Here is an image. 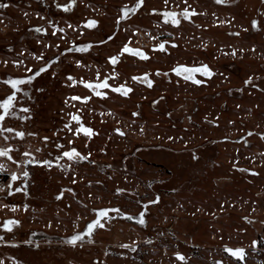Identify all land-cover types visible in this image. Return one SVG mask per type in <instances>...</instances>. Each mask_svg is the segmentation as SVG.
<instances>
[{
	"label": "rangeland",
	"instance_id": "obj_1",
	"mask_svg": "<svg viewBox=\"0 0 264 264\" xmlns=\"http://www.w3.org/2000/svg\"><path fill=\"white\" fill-rule=\"evenodd\" d=\"M0 3V100L15 91L8 79L48 65L18 85L17 115L0 122L25 133H0L11 156L0 157L3 264H264V0H143L127 14L136 0ZM125 45L148 58L121 54ZM177 65H207L212 77L195 84ZM105 78L131 91L86 86ZM81 124L94 134L74 135ZM71 147L86 159L63 157ZM99 210L110 218L88 234Z\"/></svg>",
	"mask_w": 264,
	"mask_h": 264
},
{
	"label": "snow or ice",
	"instance_id": "obj_2",
	"mask_svg": "<svg viewBox=\"0 0 264 264\" xmlns=\"http://www.w3.org/2000/svg\"><path fill=\"white\" fill-rule=\"evenodd\" d=\"M72 2L74 3V0H72ZM216 2L217 3H223L224 0H216ZM142 3H143V0H136L135 6L132 7L131 9H127L126 10V14L129 11L133 12V13L136 12L137 8H139L142 5ZM165 3H167V0H165ZM6 7H8V4L0 3V8H6ZM57 7L58 8L62 7L64 10L67 11L71 7V4H66V5L57 4ZM152 11L156 12L157 10L153 9ZM181 14L183 16H185V17H188V10L184 9V11ZM37 15H39V14H37ZM176 16H177V13H175V12H171V11L163 12V17L166 20H167V18L170 17V18H172L171 22L173 24H179V20L176 19ZM95 24H96V21L91 20V21L88 22V27L91 28ZM253 24L255 25L256 22L253 21ZM41 30L42 29H40V28H36V31H38V32L41 31ZM60 31L62 32L63 29H60ZM53 34L55 35V33H53ZM109 39H111V37H109ZM103 42L104 41H100V43H103ZM89 47H91L90 44H88V45H80L78 50L83 52ZM158 47L161 50H163L165 46H164L163 43H161V44L158 45ZM71 50L72 49H68L67 51H71ZM122 53H130V54L138 55V56H140V57H142L144 59L148 58L147 55L144 54L143 52H140L137 49L130 48L127 45H125L124 48L121 50V54ZM119 58H120V54H117L115 56L109 57V60H110V62L113 65H115V64H117ZM37 59H39V57H37ZM5 63H7V62H5ZM13 63L22 64L23 62L22 61H14ZM77 64H80V61H77ZM47 67H48V65H45L44 67L40 68L35 73H33L32 75H29V76H27L24 79H19V78L12 79V78H10V79H8L6 81L8 84L11 85V87L13 89H15V91H13L10 95H8L7 98H5L3 100H0V109H2V112H0V122L4 121L6 116H16L17 115V113L13 110L15 108L14 101H16V99H17V92L23 91L22 89L18 88V85L24 83L25 81L28 82V83H31V81L36 76H38V75H40V73L46 71ZM25 71L31 73L32 69L31 68H26ZM173 71H175L177 73V75H183L185 80H193L197 84L201 83V81L198 80V79H195L194 76L192 75V73L200 72L204 76H211L212 75V71H211V69L208 68L207 65H202L201 67H196V68H188V67H185L183 65H180L177 68L173 69ZM157 74H159V73H157ZM97 76H99L98 72H97ZM144 78L147 79V74H144ZM68 79L72 80L73 83L76 82L71 76H69ZM133 79L135 80L137 78L133 77ZM249 79H251V78H249ZM107 81H108V78H105L103 81H100L99 83H96V84L88 82L86 84V86L88 88L92 89V91L95 93L96 96L103 97V96L107 95V93L104 92V91H99L98 89L112 88V85L108 84ZM149 86H151V82L150 81H149ZM112 90L114 92H116V93H120V94H123L125 96L128 94V92L131 91L130 88H126L124 85H120V86L114 87V88H112ZM72 99H74V100H81V99L88 100L89 97H83L82 98V97L76 96V97H72ZM22 111L27 113V112H29V109L28 108H22ZM21 118L22 119H26L28 117H21ZM72 120H75V121L79 122L80 117H78L76 115H73L72 116ZM65 127L68 128L69 131H72V129L67 124L65 125ZM5 131H7V132H14L15 131L16 136L21 137V138H23L24 135H25V133L23 131H16L15 129H12V128H6L5 129L2 125H0V133H3ZM116 131L120 132L119 129H116ZM80 132H83L85 135H87L89 137H91L94 134L93 130L91 128L85 127L82 124L80 125L79 128L76 129V132L73 133V134L75 135L76 133H80ZM120 134L123 135L124 133L121 132ZM29 135H34V134L30 133ZM5 138L7 139V137H5ZM42 139L45 140V141L48 140L47 137H44ZM69 144L70 145L72 144L71 140L69 141ZM56 147L57 148H61L63 146L61 144H57ZM39 150L40 149H37V151H39ZM9 153H10V149L9 148H0V157H8L9 159H11V156L9 155ZM25 155L31 156V153H25ZM89 155H90V153H89ZM62 156L63 157H67L69 160L75 159V158L86 159V157L81 156V154L78 152V150L75 147H71L69 150L63 151ZM60 159H61V156H57L56 157V162L59 163ZM26 163L51 164L52 162L48 161V160L36 161L35 159H31V160L26 161ZM61 167H63V165H61ZM5 170L6 169H5L4 165H0V171H5ZM21 174H22L23 177H28L29 176V171L24 170ZM17 179H18L17 175L15 173H12L11 174V180L15 181ZM8 187H9V189H11V184H9ZM25 189H26V185H25ZM20 190H21L20 188L16 189V191H20ZM117 191H121V190L118 189ZM10 194H11V191L9 192V195ZM158 200H159V197H157L156 201H150V203H157ZM13 207H15V206H13ZM140 215L142 217L143 213H141ZM107 218H110V217H108L106 210H99V215L97 216V218L93 219L90 223L87 224V233L91 234V233L94 232V230L97 227H102L103 226L102 220L103 219H107ZM18 223H19V221L8 220V221H6L4 223L3 227L7 229L9 225L18 224ZM139 223L144 224L145 223L144 219L140 218L139 219ZM83 238L84 237H83V235L81 233L74 234V235H72L70 237L69 243L75 244L78 240L83 239ZM0 239H2V237H0ZM253 243H256V242L254 241ZM122 246L123 247H128V245H122ZM226 251L231 253L233 257L239 258L240 260H243V258H244L245 250L243 248H238V249L229 248ZM176 256L180 260H184L185 259V257L182 254H180V253H176ZM0 264H3V261H0ZM217 264H219V262H217Z\"/></svg>",
	"mask_w": 264,
	"mask_h": 264
},
{
	"label": "flooded vegetation",
	"instance_id": "obj_3",
	"mask_svg": "<svg viewBox=\"0 0 264 264\" xmlns=\"http://www.w3.org/2000/svg\"><path fill=\"white\" fill-rule=\"evenodd\" d=\"M178 66H180V65H177L175 68H177ZM183 66H184V65H183ZM185 67H188V68H196V67H201V66H185ZM175 68H174V69H175ZM172 72H173L175 75H177V73H176L175 71L172 70ZM192 75L194 76L195 79H197V78H196L197 76H200V77H206V78H211V77H212V75H211V76H204V75H202V73H200V72H194V73H192ZM178 76L184 78L183 75H178ZM189 81L195 83L193 80H189ZM195 84H197V83H195ZM199 84H200V83H199Z\"/></svg>",
	"mask_w": 264,
	"mask_h": 264
}]
</instances>
